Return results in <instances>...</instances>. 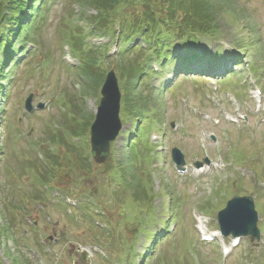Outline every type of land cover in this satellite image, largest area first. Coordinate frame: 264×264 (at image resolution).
Returning a JSON list of instances; mask_svg holds the SVG:
<instances>
[{
    "label": "rangeland",
    "instance_id": "374dc122",
    "mask_svg": "<svg viewBox=\"0 0 264 264\" xmlns=\"http://www.w3.org/2000/svg\"><path fill=\"white\" fill-rule=\"evenodd\" d=\"M212 4L220 9L215 18L220 33L196 48L202 62L223 72L242 51L246 64L230 81L195 80L191 74L179 80L170 67L171 86L180 82L173 91L152 96L151 90L139 86L140 96L153 97L142 114L150 111L144 120L146 132L140 131L144 161L136 156L134 166L133 184L147 193L143 201L132 195L127 180L115 178L116 166L123 163L120 167L126 168L127 132L135 129L126 117L124 99L123 130L112 143L107 162L93 161L89 138L101 99V77L115 69L124 98L119 68L135 65L134 55L121 64L116 51H122L123 43L87 31L97 14L92 7L79 0L48 4L34 42H28L21 58L16 57L18 65L9 72L12 80L5 83L0 97V264H264V0H212ZM76 26L86 28L78 45L73 39ZM216 55L221 59L213 58ZM251 81L261 87V99ZM160 83L159 78L151 80L156 87ZM30 95L33 113L25 109ZM42 104L44 108L38 109ZM242 115L248 119L232 124L231 118L239 121ZM68 126L78 135L68 134ZM61 135L67 145L57 142ZM150 135L159 141L154 143ZM174 147L185 154L188 171L183 175L171 158ZM206 157L212 164L197 171L193 164ZM47 172L52 178L47 176L49 184L44 181ZM167 187L170 193L164 195ZM36 190L49 197L37 200ZM64 192L74 195V210L58 208L56 197L65 199ZM235 195H254L262 239L256 246L242 238L224 258L223 246L231 247L232 236L202 243L195 216L203 217L209 234L218 231L217 214ZM10 218L14 238L5 231ZM169 219L172 222L165 224ZM165 225L171 227L169 236ZM155 235L160 237L151 249Z\"/></svg>",
    "mask_w": 264,
    "mask_h": 264
},
{
    "label": "trees",
    "instance_id": "16d2710c",
    "mask_svg": "<svg viewBox=\"0 0 264 264\" xmlns=\"http://www.w3.org/2000/svg\"><path fill=\"white\" fill-rule=\"evenodd\" d=\"M50 2L52 0H0V97L4 94V85L9 79L10 69L16 67L14 53L23 54L28 42H34V34L39 29V23L45 17ZM79 3L86 4L97 11L95 19L91 17L92 28H88V32L95 36H111L124 44V48L120 51L121 64L125 57L134 55L135 65L120 66L119 70L125 86V111L128 118L136 120L137 130L134 134L140 137V123L143 120L142 114L145 113L143 111L148 109L153 99L150 95L143 97L140 96L141 93H138L141 84L146 89L150 87L147 84L145 64L150 63L153 59L163 60L160 65L165 67L168 60L174 61L176 59L173 52L175 42H178L186 50L182 56L183 61L197 59L199 54L190 50L199 48L203 40H211L220 33L215 23L220 9L212 4V0H79ZM112 15H115V18H111ZM79 18L81 19V17ZM82 19L86 20L83 17ZM85 29L79 26L73 28L75 45L80 43L77 40ZM140 41L145 45L144 47L139 44ZM104 75L101 77V83H103ZM150 90L152 96L159 93L153 89ZM133 98H135V102L132 101ZM2 104L0 103V107ZM74 129L73 126H68L67 133L77 136V131ZM132 135L133 133H131V137ZM57 142L67 145L64 135H61ZM135 146L136 143L129 144L130 150L125 156L126 168L120 167L123 163L116 166L115 173L118 176L115 178L123 182L127 180L128 189L132 190V195L137 200L143 201L142 196L147 199L146 191L140 189L139 184H133V179L137 175L134 167L137 164L135 162L137 155L132 154V150L136 149ZM138 150V155H141L140 148ZM56 166L59 167V164ZM50 170V172L53 171L51 176H55L56 169ZM70 170H74V167L72 166ZM49 174L47 172L44 175V181L47 184H49L47 181ZM51 176L49 179H52ZM38 179H40L39 176ZM134 186L137 189H133ZM35 194L34 198L37 200H41L45 196L41 192ZM12 223L13 220L10 218L5 227L6 234L10 236L13 229ZM15 236V234L12 235L13 238ZM13 238L12 240L17 244ZM15 260L17 262L18 258Z\"/></svg>",
    "mask_w": 264,
    "mask_h": 264
},
{
    "label": "water",
    "instance_id": "95a60500",
    "mask_svg": "<svg viewBox=\"0 0 264 264\" xmlns=\"http://www.w3.org/2000/svg\"><path fill=\"white\" fill-rule=\"evenodd\" d=\"M102 99L96 112L95 121L91 125V151L98 164L106 162L110 157L111 143L122 130L120 119L122 93L115 70L106 77L101 90ZM26 108H32V96L26 101ZM173 158L179 169L186 165L184 155L178 149L173 150ZM208 163V160L206 161ZM201 163H196L200 167ZM221 230L225 236H251L252 241H260L261 234L257 227L258 214L251 197H234L227 207L218 214Z\"/></svg>",
    "mask_w": 264,
    "mask_h": 264
}]
</instances>
